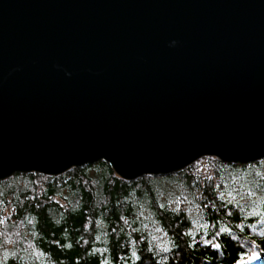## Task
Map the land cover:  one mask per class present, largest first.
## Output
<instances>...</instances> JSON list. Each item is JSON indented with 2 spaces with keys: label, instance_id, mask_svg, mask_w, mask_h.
I'll list each match as a JSON object with an SVG mask.
<instances>
[{
  "label": "water",
  "instance_id": "water-1",
  "mask_svg": "<svg viewBox=\"0 0 264 264\" xmlns=\"http://www.w3.org/2000/svg\"><path fill=\"white\" fill-rule=\"evenodd\" d=\"M264 159V0H0V181Z\"/></svg>",
  "mask_w": 264,
  "mask_h": 264
},
{
  "label": "trees",
  "instance_id": "trees-1",
  "mask_svg": "<svg viewBox=\"0 0 264 264\" xmlns=\"http://www.w3.org/2000/svg\"><path fill=\"white\" fill-rule=\"evenodd\" d=\"M198 161L130 182L102 161L0 181V264H264V159Z\"/></svg>",
  "mask_w": 264,
  "mask_h": 264
},
{
  "label": "snow or ice",
  "instance_id": "snow-or-ice-1",
  "mask_svg": "<svg viewBox=\"0 0 264 264\" xmlns=\"http://www.w3.org/2000/svg\"><path fill=\"white\" fill-rule=\"evenodd\" d=\"M213 159H214V158H213ZM199 165H200V161H197V162H196V171H200V170H201V168H200ZM250 166H251V165H249V167H250ZM206 178H207L208 180H211V179H212L211 176H208V177H206ZM230 195H231V194H230ZM222 196H223V193H221L220 196L217 197V199H222ZM2 207H3V202L0 201V209H2ZM160 207L163 208V205H161ZM204 207H208V205L206 204V205H204ZM0 223H3V218H0ZM204 227L207 228L208 225H205ZM223 231H225V229L221 228V229H219V232H215V233H206L207 236H210V237H212V238H211V239H205V240H204V243H205L206 245H208V246H211V247H219L218 244L214 243V239H215L216 236L219 235L220 232H223ZM135 255H136V254L133 253V256H135Z\"/></svg>",
  "mask_w": 264,
  "mask_h": 264
},
{
  "label": "bare ground",
  "instance_id": "bare-ground-1",
  "mask_svg": "<svg viewBox=\"0 0 264 264\" xmlns=\"http://www.w3.org/2000/svg\"><path fill=\"white\" fill-rule=\"evenodd\" d=\"M238 165H243V164H238ZM245 165H247V164H245Z\"/></svg>",
  "mask_w": 264,
  "mask_h": 264
}]
</instances>
